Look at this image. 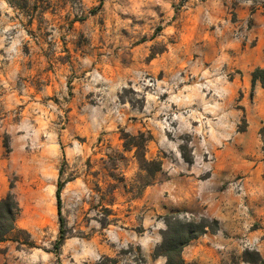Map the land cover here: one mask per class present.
Here are the masks:
<instances>
[{"label":"rangeland","instance_id":"1","mask_svg":"<svg viewBox=\"0 0 264 264\" xmlns=\"http://www.w3.org/2000/svg\"><path fill=\"white\" fill-rule=\"evenodd\" d=\"M198 1L0 0V197L34 244L0 264H165L174 217L207 224L185 264H264V108Z\"/></svg>","mask_w":264,"mask_h":264},{"label":"crops","instance_id":"2","mask_svg":"<svg viewBox=\"0 0 264 264\" xmlns=\"http://www.w3.org/2000/svg\"><path fill=\"white\" fill-rule=\"evenodd\" d=\"M196 6L211 14V23L218 30V45L231 53V65L238 70L239 85L246 94L252 88L253 70L264 66V0H199ZM238 26L246 27L248 39L233 38L232 29ZM254 91L257 107L264 108V88L259 80ZM194 256L191 254L186 263L192 264Z\"/></svg>","mask_w":264,"mask_h":264},{"label":"trees","instance_id":"3","mask_svg":"<svg viewBox=\"0 0 264 264\" xmlns=\"http://www.w3.org/2000/svg\"><path fill=\"white\" fill-rule=\"evenodd\" d=\"M253 84L256 80H259L262 87L264 88V66H258L253 70ZM264 142V124L260 129ZM128 141L126 145L130 147H136V153L140 162V165L150 172H155L161 167L162 162L160 160H148L144 153L141 152L143 146L142 143L137 142V135L128 134ZM62 172L60 171V176L57 182V187L55 191L57 213L60 223V235L59 238L54 243V252L57 255L61 244L65 240V219L62 213V197L61 193L65 184V181L61 178ZM13 187V185H11ZM21 212V206L17 200L13 191H8L5 196L0 197V242L7 239H13L19 244L34 245L33 241L30 239V234L27 230L20 228L17 225V220ZM195 224V228L192 225ZM207 224L204 222L193 223L187 222L179 217H174L173 219L166 220V228L163 232V240L158 248L159 251L154 252L156 255H164L166 257L165 264H185L182 257V250L186 244H188L193 238L197 237L200 233L205 231ZM24 234L25 236H21ZM249 254V252H248ZM257 258H246L252 263H257V261H263L258 253H256ZM257 259V260H256ZM58 264H62L58 261Z\"/></svg>","mask_w":264,"mask_h":264},{"label":"built area","instance_id":"4","mask_svg":"<svg viewBox=\"0 0 264 264\" xmlns=\"http://www.w3.org/2000/svg\"><path fill=\"white\" fill-rule=\"evenodd\" d=\"M233 36L236 39H248V35L246 32V27L238 26L233 29Z\"/></svg>","mask_w":264,"mask_h":264}]
</instances>
